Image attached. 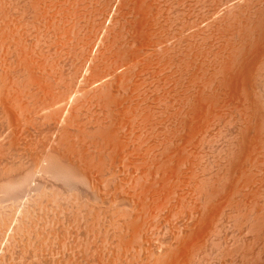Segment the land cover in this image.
<instances>
[{
  "label": "bare ground",
  "instance_id": "bare-ground-1",
  "mask_svg": "<svg viewBox=\"0 0 264 264\" xmlns=\"http://www.w3.org/2000/svg\"><path fill=\"white\" fill-rule=\"evenodd\" d=\"M87 1L0 0V264H195L218 200L178 216L195 185L169 161L198 148L220 101L253 108L264 0H92V25Z\"/></svg>",
  "mask_w": 264,
  "mask_h": 264
},
{
  "label": "rangeland",
  "instance_id": "rangeland-1",
  "mask_svg": "<svg viewBox=\"0 0 264 264\" xmlns=\"http://www.w3.org/2000/svg\"><path fill=\"white\" fill-rule=\"evenodd\" d=\"M90 0H88L87 1V3H88V10H89V6H91L92 4H93V7L92 8H90L91 9V11H92V9H94L95 10V3H93L92 2V0L89 2ZM96 0H94V2H95ZM100 0H98V2H96L97 3V5H98V8L100 7V11L98 10V8H97V13L95 12V11H92V14L95 12V14H94V16L96 15V16H99V12H101L102 10V8L103 7H101L100 6V3H101V5L103 6V3H104V1L105 0H102V2H99ZM113 1H115V0H112V2ZM119 1V2H118ZM116 0L115 2H113L111 5H115V4H117V5H115L116 7H118V5H119V3H120V6L119 7H121L122 5H124L125 4V2H124V0L123 1H120V0ZM172 1H175L176 2V0H172ZM177 1H179V2H181V1H183V0H177ZM211 1V3H210V5H208L207 3L208 2H210ZM212 1L214 2L213 4H212ZM257 1H259V0H253V3H252V5L254 4V2H257ZM92 2V3H91ZM108 3V0H106L105 1V3ZM122 2L124 3V4H122ZM203 2V1H202ZM204 2H206V6H204V4L202 5L203 7H206V8H203V9H208V8H210L209 6H211V4L212 5H219V3L221 2L222 3V0H216V2H215V0H204ZM203 2V3H204ZM219 2V3H218ZM89 3H90V5H89ZM122 4V5H121ZM96 5V6H97ZM105 6L107 5V4H104ZM104 6V7H105ZM115 6H112V7H114V8H111L112 9V12L111 13H113V11H115L114 9H116V7ZM118 7V8H119ZM223 8H224V6H222ZM221 7V9H223ZM177 8V7H176ZM175 8V9H176ZM91 11H88L89 13L91 12ZM99 11V12H98ZM175 12V11H174ZM222 13V15L223 14H225L224 12V10L223 11H221ZM91 14V13H90ZM90 14H88V15H90ZM98 14V15H97ZM175 15V14H174ZM178 15V14H177ZM179 15H181L180 13H179ZM93 16V15H92ZM89 17L90 19H87L88 21L90 20V21H92V19L93 20H95L96 21V16L93 18V17ZM173 17H175V16H173ZM177 17V16H176ZM99 17H97V19H98ZM89 21V22H90ZM106 22H109V19H108V21H106ZM96 23V22H95ZM95 23H93V24H95ZM90 24L92 25V22H90ZM89 24V25H90ZM109 23H106L105 25L107 26ZM225 24H227V23H225ZM224 24V25H225ZM89 26V29L87 30V34H91V33H89V30L91 29V27L92 26ZM223 25V27H225V28H229L228 26H224ZM223 27H221L220 26V29L221 28H223ZM224 28V29H225ZM231 28H229V30H230ZM93 30V29H92ZM91 30V31H92ZM218 30V29H217ZM223 30V29H222ZM225 32V31H224ZM86 33V32H85ZM218 33H219V30H218ZM221 33H222V31H221ZM87 34H84L83 36L85 37H83L84 38V40L86 41V38L89 36V35H87ZM87 36V37H86ZM93 45L94 44H91V46L93 47ZM91 46H90V49H94V48H91ZM95 49H96V46H95ZM95 49L93 50V52L95 51ZM215 50H217V48H215ZM214 57L215 56H213L212 58L214 59ZM259 57V58H258ZM258 57H255V58H253V60H254V62H253V64H254V66H255V68H256V76H255V84L256 85H254L253 86V88L255 89H253V91H255V93H254V95L253 96H251V97H253V99H254V102H253V99H252V102H253V105H251V107L253 106V108H250L249 110L247 109V110H245V109H242L243 107H242V103H238V102H235V103H232V104H229V105H227V104H224V103H222V101H220L221 102V104L220 103H218V104H220L219 106L217 105V111H216V113L214 114V115H212L211 116V121L209 122V125L207 126V128L203 131V134H202V137H201V142H200V144H199V146H198V148L197 149H189L190 150V152L189 151H187L188 149H186V151H184L185 149H181V153H180V155H182V156H180V155H177V154H173V153H175L176 151V153H178V150L176 149V151H173L172 149H170V150H172L171 152H172V154H173V156L170 158V157H167V155L169 156L170 154H171V152H170V150H168L167 149V153L165 152V149L163 150V149H159V150H163L164 152H162L163 153V155L165 154L166 155V157H167V160H169L168 158H170V160L171 161H169V162H172V164H175V165H177L176 164V162H178V160H179V162L180 163H182L184 160V162L183 163H185L186 164V166L188 167V169H186V170H188V172L190 171V169H191V173L189 172V174H187V176L189 175L190 177H192L193 176V172L194 171H192L193 169H194V167L196 166V168H199L198 170L195 168V170L196 171H198L197 173L196 172H194V175L196 176L197 175V179L198 180H201V184L203 183V186H201V184L199 183V181H197L199 184H200V187L204 190H202L200 187H199V189H201L202 190V194H203V196H202V198L200 197V195L197 193L198 191H196V190H199V189H195V188H198V185L196 186V184H195V180H192L193 178L194 179H196L195 178V176L192 178V179H190L189 178V176H188V178H187V181H189V180H191V183H190V181L188 182V185L189 184H191L190 186V188L189 187H187V189L189 190V189H191V188H193L194 187V185H195V187H194V192H193V189L190 191V194L187 192V196H189L190 195V197L192 196V201H191V204L189 203L190 201H189V199H190V197H189V199L186 197V201L185 200H182L181 201V203H179V205H177L176 206V210L178 211V209L180 208V206L182 207L180 210L182 211L181 213H180V210H179V213L177 212V214H178V216H183L182 214H183V211H185V210H187V212L185 213L184 212V214L185 215H187V213H189L190 211H192V210H189L190 208H192L193 206H191V205H194V202H195V205L197 204V202H198V204L197 205H199L200 206V208L198 207L197 208V205L195 206L198 210H196L195 212H197V216L198 215H202V213H204V212H202L205 208L207 209V207H204L205 205L203 204L204 203V199H206L205 201H208V203H209V206L211 205V202L213 203V201L215 202L216 201V199L218 200V201H216V202H218V203H220V205H218V203H214V204H217L218 205V207H217V213H215L216 212V209L214 208L215 206H217V205H214L213 204V208H214V211H213V208L211 207H209L208 209L210 210V209H212V210H206V215H207V218H208V216H210L209 217V219H211V220H209V219H207L206 217V220H205V222H204V225H202L201 223H199V225L198 226H202V227H200V228H202L203 229V231H205V232H202L201 233V230H199L200 228H198L197 227V232L196 233H194V235H193V237H194V239H195V242H199V240L198 239H200L202 236V239H204L205 241H202V240H200V242H202L201 244H200V242H199V245H198V249L196 250L195 249V246H194V248H193V250H192V252H191V254H192V257L194 256V261L193 260H191V259H193V258H191L190 257V261H192V263H198V264H264V251H263V249H264V102H262V101H264V90H263V86H264V53H260V55L258 56ZM222 58H224V57H222ZM260 62V63H259ZM259 64V65H258ZM261 67V69H262V73H260L261 72V69H259ZM257 73L259 74V76H257ZM261 76V77H260ZM263 76V77H262ZM257 78V79H256ZM261 81H262V83H261ZM258 84V85H257ZM263 86H262V85ZM260 85V86H259ZM260 87V88H259ZM258 89V90H257ZM258 96V97H257ZM255 97V98H254ZM261 98H262V100H261ZM258 100V101H257ZM251 104V103H250ZM257 104V105H256ZM237 106L238 108H235V106ZM240 105V106H239ZM249 105V104H248ZM221 106V107H220ZM234 107V108H233ZM250 107V106H249ZM248 107V108H249ZM220 108V109H219ZM235 109V110H234ZM238 109V111H236ZM234 110V111H233ZM241 110V111H240ZM258 110V111H257ZM232 111H233V113H232ZM242 111H243V114H242ZM245 111V112H244ZM248 111H250V112H248ZM257 111V112H256ZM236 113V114H235ZM248 113L249 114V116H247L246 114ZM259 114H261V115H259ZM263 114V115H262ZM251 115V116H250ZM232 116V117H231ZM243 116V117H242ZM242 117V118H241ZM245 117H246V119H248V117H250L247 121H248V123H246L247 121H246V119H245ZM237 118V119H236ZM245 120H244V119ZM245 125H243L242 126V123ZM250 122V123H249ZM219 123V124H218ZM235 123V124H234ZM237 124V125H236ZM247 124V125H246ZM255 124V125H254ZM216 125V126H215ZM231 125V126H230ZM249 125V126H248ZM231 128H230V127ZM236 126V127H235ZM246 126H248V127H246ZM263 126V127H262ZM262 128V129H261ZM251 129V130H250ZM211 131V132H210ZM239 131V132H238ZM250 132V133H249ZM253 134H252V133ZM208 133V134H207ZM232 133V134H231ZM214 134V135H213ZM238 134V135H237ZM204 136H206V137H204ZM250 136V137H249ZM258 136V137H257ZM211 137V138H210ZM229 137V138H228ZM246 137V142L245 141H243V139ZM249 137V138H248ZM257 137V139H255ZM234 138V139H233ZM205 139V140H204ZM209 139V140H208ZM253 139V140H252ZM255 139V140H254ZM258 139H263V141L262 140H258ZM250 140V141H249ZM249 141V142H248ZM251 141H253V143L255 144V145H257L258 143H260L259 141H261V146L262 147H259L260 146V144H259V146L257 147V149H255L256 147H255V145H252L253 143L251 142ZM257 141V144L255 143ZM203 142V143H202ZM247 143L246 144V149H245V145L243 144V143ZM205 143V144H204ZM251 143V144H250ZM238 144V145H237ZM250 144V145H249ZM204 145V146H203ZM206 145V146H205ZM229 145V146H228ZM235 145V146H234ZM244 145V146H243ZM251 145H252V148H251ZM203 146V147H202ZM232 146H233V148H232ZM240 146H242V147H244V149L241 147L240 148ZM254 146V147H253ZM234 147H235V149H234ZM237 147V148H236ZM248 148H250V149H248ZM254 148V149H253ZM258 148H262V149H259L258 150ZM156 149H154V152H155V156H156V159H155V161L156 162H159V160H160V157L161 158H165V157H163V155H162V153H160V151L157 149L156 151H155ZM183 150V151H182ZM158 151H159V153H158ZM238 151V152H237ZM170 152V153H169ZM183 152H186V155L183 153ZM187 152H189L190 153V155H188V153ZM247 152H248V154H247ZM169 153V154H168ZM229 153V154H228ZM240 153V154H239ZM243 153V154H242ZM158 154H160V155H158ZM171 154V155H172ZM179 154V153H178ZM204 154V155H203ZM228 154V155H227ZM246 154V155H245ZM252 154V155H251ZM164 155V156H165ZM170 155V156H171ZM188 155V156H187ZM245 155V156H244ZM248 155V157L249 158H247L246 156ZM180 156V158L179 159H177L178 157ZM196 156H198V157H196ZM232 156V157H231ZM173 157L175 158V157H177L176 159H175V161L173 160ZM187 157V158H186ZM185 158V159H184ZM230 158V159H229ZM249 159V160H247V162H246V160L245 159ZM166 159V158H165ZM165 159H161V160H165ZM183 161H182V160ZM187 159V160H186ZM190 159V160H189ZM199 159V160H198ZM228 159V160H227ZM243 159V160H242ZM224 160V161H223ZM244 160H245V162H244ZM187 161V162H186ZM188 161H190V162H188ZM245 163H243V162ZM168 162V163H169ZM175 162V163H174ZM197 162H198V167H197ZM241 162H242V166L244 167V165H245V167L246 168H244L247 172H249V173H244L243 174V176H241V173H240V171L241 172H243L244 171V169H240V167H242L241 166ZM254 162V163H253ZM167 163V164H168ZM223 163V164H222ZM235 163V164H234ZM172 164H168L169 166H171V167H173L172 166ZM184 164V165H185ZM194 164H196V165H194ZM227 164V165H226ZM238 164V165H237ZM248 164V165H247ZM190 165V166H189ZM218 165V166H217ZM250 165V166H249ZM185 166V167H186ZM226 166V167H225ZM240 166V167H239ZM185 167H183L184 168V170H185ZM186 167V168H187ZM205 167V168H204ZM211 167V168H210ZM229 167V168H228ZM242 167V168H243ZM255 167V168H254ZM204 168V169H203ZM215 168V169H214ZM211 169V170H210ZM229 169V170H228ZM206 170V171H205ZM218 171V172H217ZM239 171V172H238ZM204 172V173H203ZM226 172V173H225ZM230 172V173H229ZM245 172V171H244ZM213 173V174H212ZM218 173V174H217ZM232 173H236L235 175L233 174L232 175ZM251 173V174H250ZM201 175V177H200V175ZM225 174V175H224ZM231 174V175H230ZM246 174V177L248 178H245V175ZM247 174H248V176H247ZM255 174V175H254ZM261 174V175H260ZM192 175V176H191ZM199 175V176H198ZM251 175V176H250ZM203 176V177H202ZM205 176V177H204ZM231 177L232 178V180H231V178H229V177ZM237 177H238V179H240V177H241V179H240V181L237 179ZM244 177V178H243ZM203 178V179H202ZM215 178H216V181L218 182H215L214 183V181H215ZM230 180H229V179ZM252 178H254V179H252ZM196 179V180H197ZM210 179V180H209ZM211 179H212V181H211ZM225 179H227V181L225 180ZM245 179V180H244ZM209 180V181H208ZM223 180V181H222ZM246 182V183H248L249 182V184H248V186H247V184H246V187H248V188H246V190H244L243 188H242V190H244V191H242L241 189H238V187H240V186H242L243 185V182ZM203 181H205V182H203ZM235 181V182H234ZM239 181V182H238ZM194 182V183H193ZM230 182V183H229ZM241 182V183H240ZM255 182V183H254ZM231 183H233V184H231ZM239 183V184H238ZM194 184V185H193ZM225 184H226V187H225ZM227 184H229L230 186H232L233 187V189L231 188V190H230V187H229V185L227 186ZM241 184V185H240ZM187 185V186H188ZM193 185V186H192ZM211 186V187H210ZM219 186V187H218ZM245 186V184L242 186V187H244ZM216 187L217 188H219V189H216ZM222 187H225V188H222ZM227 187H229V190H228V188ZM254 187V188H253ZM214 188H215V191L216 192H219V194H217V196H215V195H213L214 193H215V191H214ZM241 188V187H240ZM222 189H224V191L222 190ZM217 190H219V191H217ZM228 190V191H227ZM242 192H241V191ZM248 190V191H247ZM196 191V192H195ZM229 191H231V192H229ZM241 193H240V192ZM191 192H192V194H191ZM227 192V193H226ZM236 192V193H235ZM249 192V193H248ZM251 192V193H250ZM193 193H196L197 195H199V197L201 198V200L203 201L202 202V205H201V200H200V198L198 199V201H195V200H193V197H194V194ZM200 193V194H201ZM229 193H231L232 195H233V197H232V195L230 194V196H227L226 194H229ZM189 194V195H188ZM195 194V197H194V199L196 198H198V196ZM225 194V195H224ZM222 195H223V197H222ZM197 196V197H196ZM222 198H221V197ZM209 197V198H208ZM217 197V198H216ZM219 197H220V199H219ZM246 197V198H245ZM216 198V199H215ZM228 198V199H227ZM233 200H232V199ZM187 199H188V202H187ZM212 199H214L213 201H212ZM221 199H223V200H227V202L226 201H223L222 202V200ZM219 200H221V202H219ZM230 202H229V201ZM232 200V201H231ZM183 201H185V203H182ZM194 201V202H193ZM200 202V203H199ZM230 204H229V203ZM188 205H187V204ZM193 203V204H192ZM207 203V202H206ZM181 204V205H180ZM242 204V205H241ZM184 205H187L188 206V208H187V206H185L184 208H183V206ZM222 205V207H220ZM226 205H228V206H226ZM201 206H203V208L201 207ZM206 206H208V204L206 205ZM251 206V207H250ZM178 207V208H177ZM194 207V208H195ZM193 208V209H194ZM195 208V209H196ZM220 208V209H219ZM183 209V210H182ZM203 209V210H202ZM256 209V210H255ZM202 210V211H201ZM207 211H209L211 214H213V212H214V214H216L217 216H215L214 215V220L212 219V217H213V215L211 216V214L209 213V212H207ZM213 211V212H212ZM200 213V214H199ZM205 213L203 214L204 216H206L205 215ZM207 213H209V214H207ZM223 213V214H222ZM251 213V214H250ZM256 213V214H255ZM260 213V214H259ZM181 214V215H180ZM219 214V215H218ZM239 214V215H238ZM184 215V216H185ZM201 216L202 218L204 217V216ZM253 215V216H252ZM247 216V217H246ZM199 217V216H198ZM243 217V218H242ZM221 218V219H220ZM162 219L164 220V223H166V221H165V218H163V216H162ZM162 219H161V217H160V220H159V218H158V220L159 221H162ZM204 219V218H203ZM203 219H202V221H203ZM223 219V220H222ZM230 219V220H229ZM158 220L156 221L157 223H156V227L158 228L159 226L158 225H163V229H161L160 227V231H161V235H163L165 232V230L167 229V226H166V224H168V223H166L165 225L163 224V221L159 224V222H158ZM171 220V219H170ZM173 220H175L174 218H172V220H171V224H172V221ZM201 220V219H200ZM232 220V221H231ZM167 221H169L168 219H167ZM207 221H209L208 223H206ZM213 221V222H212ZM219 221V223H217ZM222 221V222H221ZM201 222V221H200ZM263 222V223H262ZM205 223H206V225H205ZM209 223H214V224H210L211 226H212V228H210V225H208ZM224 223V224H223ZM171 224H168V226L170 227V225ZM260 225H262V226H260ZM165 226V227H164ZM204 226V227H203ZM244 226V227H243ZM253 226V227H252ZM168 227V228H169ZM206 227H209V228H207V231H206V229H204V228H206ZM214 227V228H213ZM158 228V229H159ZM171 228V227H170ZM169 228V229H170ZM230 228V229H229ZM250 228V229H249ZM254 228V229H253ZM169 229H167L166 230V233L169 235L170 233H171V229L169 230ZM260 231H259V230ZM170 232H169V231ZM212 230V231H211ZM243 230V231H242ZM212 232V234L213 235H211V233L210 232ZM192 232H195L194 230L192 231ZM209 232V233H208ZM215 232V233H214ZM259 232V233H258ZM203 233L205 234V235H208L207 236V238H209V236H211L210 237V239H205L206 238V236L205 235H203ZM199 235H201V236H199ZM224 235V236H223ZM205 236V237H204ZM247 236V237H246ZM198 237V238H197ZM241 237V238H240ZM257 237V238H256ZM258 239V240H257ZM197 240V241H196ZM210 240V241H209ZM229 240V241H228ZM246 242V243H245ZM227 243V244H226ZM233 243V244H232ZM236 243V244H235ZM198 243H196L195 245H197ZM203 244H205V245H203ZM231 244V245H230ZM245 245V246H244ZM243 246V247H242ZM199 247H201V249L199 248ZM196 248H197V246H196ZM212 248V249H211ZM225 248V249H224ZM200 249V251H198ZM194 250H196L195 252H197L198 251V253L197 254H199V255H197L196 253H194L193 251ZM227 250V251H226ZM253 250V251H252ZM244 251V252H243ZM249 251V252H248ZM261 251V252H260ZM252 252V253H251ZM209 254V255H208ZM247 254V255H246ZM196 255V256H195ZM246 255V256H245ZM258 255V256H257ZM191 256V255H190ZM198 256V257H197ZM233 256V257H232ZM241 256H242V258H241ZM238 257V258H237ZM257 257H258V259H257ZM212 258V259H211ZM227 258V259H226ZM196 259H197V261H196ZM226 259V260H225ZM238 259V260H237ZM202 260V261H201ZM244 260V261H243ZM249 260V261H248ZM229 261V262H228ZM246 261H248V262H246ZM257 261V262H256ZM263 263H262V262ZM249 262H251V263H249Z\"/></svg>",
  "mask_w": 264,
  "mask_h": 264
}]
</instances>
